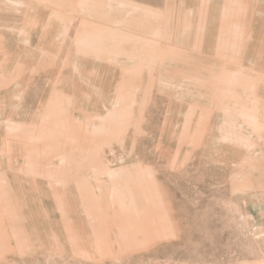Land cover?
<instances>
[{
	"label": "rangeland",
	"instance_id": "rangeland-1",
	"mask_svg": "<svg viewBox=\"0 0 264 264\" xmlns=\"http://www.w3.org/2000/svg\"><path fill=\"white\" fill-rule=\"evenodd\" d=\"M0 264H264V0H0Z\"/></svg>",
	"mask_w": 264,
	"mask_h": 264
}]
</instances>
